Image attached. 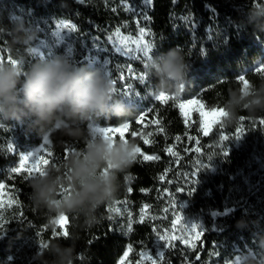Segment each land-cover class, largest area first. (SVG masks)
<instances>
[{
	"label": "trees",
	"instance_id": "16d2710c",
	"mask_svg": "<svg viewBox=\"0 0 264 264\" xmlns=\"http://www.w3.org/2000/svg\"><path fill=\"white\" fill-rule=\"evenodd\" d=\"M13 1L19 9L0 14V29L11 28L12 21L23 18L36 30L34 47L38 48L28 54L18 45L11 46L10 34L0 31V59L22 58L26 66L33 59L60 54L79 65H102L116 81L117 94L132 98L136 110L127 119L101 120L100 125L128 123L124 138L144 155L160 159L144 160L137 154V160L119 176L115 197L98 209L96 226L85 229L82 218L68 217L53 228L48 210L32 205L29 181L11 168L19 167L21 154L41 147L51 152L59 167L72 153L70 149L85 147L84 141L51 130L45 144L30 121L0 120V184L5 186L0 189V264H39L34 257L41 242H67L53 235V229L60 233L62 228L78 237L77 264H237L242 254L253 253L254 237L264 235V167L252 159L254 140L250 138L264 130L260 123L264 112L242 111L231 125H225L220 116L205 135L196 109L203 105V111L212 112L223 107L231 91L264 84V32L245 23L248 8L264 0H152L148 5L144 0ZM61 20L74 27L59 40L54 32ZM117 27L131 34L144 27L145 40L154 45L152 57L175 47L183 51L190 71L178 93L166 92L162 101L155 99L156 81L145 68L149 61L119 53L108 40ZM144 73L149 76L141 81ZM181 102L184 115L178 107ZM237 128L243 130L239 137ZM221 133L229 139L221 141ZM114 140L119 141V134ZM192 180L195 183L186 189ZM178 187L186 190L176 193ZM168 193L178 207L170 203ZM146 204L141 222L140 210ZM182 210L203 219L205 229L193 242L194 248L189 247L193 243L175 239L173 212ZM241 220L247 222L243 228L237 226ZM158 234L172 236V244L163 247ZM157 251L164 256L156 255Z\"/></svg>",
	"mask_w": 264,
	"mask_h": 264
},
{
	"label": "clouds",
	"instance_id": "9594fccd",
	"mask_svg": "<svg viewBox=\"0 0 264 264\" xmlns=\"http://www.w3.org/2000/svg\"><path fill=\"white\" fill-rule=\"evenodd\" d=\"M246 24L264 32V3L249 7ZM10 45L31 54L37 40L36 30L23 18L12 21ZM156 91L179 92L188 82L190 66L178 48L160 51L149 61ZM223 122L231 125L239 114L264 112V84L250 90H233L223 103ZM136 110L135 101L118 95L113 80L102 65H79L66 55L36 58L25 66L22 58L0 62V120L31 122L41 136L51 130L73 140L82 139L85 147L72 152L57 167L48 165L43 174L29 180V197L36 209H47L50 225L58 218H82L85 229L100 222L98 209L110 202L118 189L119 176L133 164L135 143L113 142L94 129L100 121H122ZM246 221H238L243 228ZM75 234L67 242L52 240L35 254L39 264H77ZM256 249L244 253L240 264H264V235L254 237Z\"/></svg>",
	"mask_w": 264,
	"mask_h": 264
},
{
	"label": "snow or ice",
	"instance_id": "6c2138e0",
	"mask_svg": "<svg viewBox=\"0 0 264 264\" xmlns=\"http://www.w3.org/2000/svg\"><path fill=\"white\" fill-rule=\"evenodd\" d=\"M81 2H82V0H81ZM151 2H152V0H144V3L146 5L151 4ZM126 7H127V5H126ZM113 11H115V9H113ZM144 19H148V17L145 16ZM64 26L65 27H69V25H67V24H65ZM72 27H74V26H72ZM138 31H139L138 38L133 39L131 36H127V37L121 36L120 28L117 27L116 30H115V33L113 34V35H115L118 38L114 42V44H118L119 45V47H117L116 50L120 51L121 49H123L125 55L130 54V53L142 54V55H136L135 58L136 59L146 58L148 61H150L151 58H152L151 53L153 51L154 45L151 42H148V41H146L144 39L145 35H147L146 30H145L144 27H139ZM112 39H113L112 35L108 36V40L111 41ZM132 45H134V47ZM0 62H3V60L0 59ZM148 67H149V64L145 63V68H148ZM105 70H106L107 74L110 76L109 71L107 69H105ZM260 70L261 69H258V71H260ZM128 71H129V73L132 72V68L130 66L128 68ZM148 76H149V73H144V74H142L139 77V79L141 81H143ZM119 78L120 79H124L123 75H121ZM239 79L241 81H244L247 84V81H245V77L244 76H240ZM113 83L115 84L116 81L113 80ZM165 96H166L165 92H159L158 94L155 95V99L157 101H162L165 98ZM173 99H175V97H173ZM187 103L192 104V103H196V101L189 100V101H187ZM178 107L180 109L181 115H184L185 114L184 113L185 103L184 102L179 103ZM202 108H203V105H200L196 110L199 112L200 129L204 132L205 135H207L209 127L211 125L205 123L204 117H205L206 113L202 110ZM212 111H218L221 114L222 117L226 114L223 107L214 108ZM260 123L264 124V121H261ZM128 127H129L128 123H124L120 127H107V126H104V127L95 128L94 131L102 134L105 139H111L113 142H115L114 134L115 133H119V140L127 143L128 140H126L124 138V129H127ZM161 131H163V129H161ZM242 131L243 130L241 128H237L235 136L239 137V135L242 134ZM132 135L135 136L136 133L133 132ZM177 139H179V137H177ZM228 139H229L228 136L224 135L223 133L220 134V140L221 141H226ZM48 140H49V138L45 137L44 138V143L47 144ZM145 143H148V141L145 140ZM9 148L11 150V145H9ZM70 151L71 152H75L74 149H70ZM165 151L170 152V149L165 148ZM41 153H46L49 158H45V156L41 155ZM137 154L143 156L144 160H159L160 159V157L156 156V155L146 156V155H144L141 152V149L139 147H135L134 154H133V160L134 161L137 160ZM170 154H171V152H170ZM51 157H52L51 152H47V150L45 148H43V147H41V149L38 152H30V153H28L26 155L21 154L19 167L11 168V172L12 173H20L23 176L24 180L29 181L34 175L43 174V170L48 165L57 166V162L52 160ZM209 158H211V156ZM197 171H199V168H197L196 172ZM192 175L194 176V175H196V173L194 172V173H192ZM159 179L163 180L164 176L161 175L159 177ZM186 183H188V182L186 181ZM193 183H195V180H192L191 183H188V186H187L186 189H189V186L191 184H193ZM4 187L5 186L3 184H0V189H3ZM186 189L183 188V187H178V188H176V193L185 191ZM127 191L131 192L132 189L128 188ZM142 191H145V190L142 189ZM168 196H169V199H170V203L174 207H178L176 198L173 196V194L172 193H168ZM147 207H149V206L146 204L140 210V213H141L140 220H141V222L144 220V208H147ZM111 210L112 209L110 208L109 211H111ZM116 211L119 212L120 209H116ZM165 211H168V209H165ZM131 215H132L131 212H128L129 221H128L127 227H128L129 231H131V229H132ZM173 215L176 217L177 220L181 219V217L179 216L178 213L173 212ZM67 219H68V217L64 216V217L56 219L54 221V223H55V225H59V224H61V222L65 221ZM110 219H111V217H110ZM198 228H199V226L196 225V224H193L190 227H187V226H184V225H178L176 220L172 221V229H173V231H179V233H180V235L175 237V239H179L181 242L188 241L190 236H193V235H195V236L203 235V231H201V230L199 232H196V229H198ZM53 235L54 236L59 235V236H62L63 238H68L69 237V232L62 228L60 233H57L56 230L53 229ZM158 239L163 243V247H168L169 245L172 244V240L174 238L172 236H170V235H159L158 234ZM45 244L46 243L41 242L40 246H41L42 249L45 246ZM129 247H131V245H129ZM189 247L194 248L195 244L193 243V244L189 245ZM127 254L128 253L125 252L124 255L126 256ZM143 255H145V253H141V256H143ZM156 255H158L159 257H163L164 253H163V251H157Z\"/></svg>",
	"mask_w": 264,
	"mask_h": 264
},
{
	"label": "rangeland",
	"instance_id": "374dc122",
	"mask_svg": "<svg viewBox=\"0 0 264 264\" xmlns=\"http://www.w3.org/2000/svg\"><path fill=\"white\" fill-rule=\"evenodd\" d=\"M5 9H11V12L14 13V11L16 9H19L17 4L13 1V0H0V14L2 12L5 11ZM67 24L69 25V27H65L64 25ZM59 25V26H58ZM73 30V27L71 24L67 23L64 20H61L57 23V27L56 30L54 32V35L59 39H63L65 37V34H70L71 31ZM115 33V32H114ZM114 33H112V37L113 39L111 40V43L113 44V46L115 47V49H117V47H119L118 44H114V42L118 39L115 35H113ZM121 36H131L133 39L138 38L139 33L137 34H131V33H127L124 31H120ZM145 39V38H144ZM134 47V45H132ZM119 53L124 54L123 49H121L120 51H118ZM136 55H142V54H138V53H130L127 54L125 56L127 57H135ZM189 104H186V106L188 107ZM206 113L204 120L206 124H210L211 126L209 127L208 132L211 130V128H213L212 126H214L217 121L219 120L221 114L218 111H212V112H207L204 111ZM123 125V124H122ZM120 125V126H122ZM102 126V125H100ZM120 126H116V127H120ZM104 127V126H102ZM107 127H115V126H107ZM127 129H124V133L126 132ZM119 134V133H115L114 134V138L115 136ZM242 139H244V135L241 136ZM254 138H250L251 141L254 140L253 144H254V148L252 151V159L256 162H258L261 166L264 167V130L261 131V133H259L256 136H253ZM253 139V140H252ZM33 152H37V151H33ZM184 208L186 207L185 204H183ZM179 216L181 217V219H175L178 225H184L187 227H190L193 224H196L199 226L198 229H196V232H199L200 230L203 231L205 229L204 223H203V219L201 217H196L190 214H187L186 212H184V210L179 212ZM177 233V235H180L179 231H175ZM199 236H190V238L188 239V241H186V243H193ZM237 264H240V261L237 259L236 261Z\"/></svg>",
	"mask_w": 264,
	"mask_h": 264
}]
</instances>
